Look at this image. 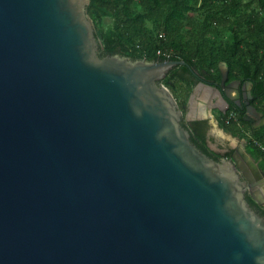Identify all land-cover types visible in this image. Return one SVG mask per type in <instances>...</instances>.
Instances as JSON below:
<instances>
[{
	"label": "water",
	"instance_id": "obj_1",
	"mask_svg": "<svg viewBox=\"0 0 264 264\" xmlns=\"http://www.w3.org/2000/svg\"><path fill=\"white\" fill-rule=\"evenodd\" d=\"M89 3L0 0V264H264L259 165L193 142L162 82L183 61L101 55ZM227 78L188 119L240 98Z\"/></svg>",
	"mask_w": 264,
	"mask_h": 264
},
{
	"label": "trees",
	"instance_id": "obj_2",
	"mask_svg": "<svg viewBox=\"0 0 264 264\" xmlns=\"http://www.w3.org/2000/svg\"><path fill=\"white\" fill-rule=\"evenodd\" d=\"M88 14L101 55L183 61L162 80L178 103V93L187 98L200 81L220 83L226 65L227 83L250 82L251 104L264 116V0H90ZM217 118L225 131L245 138L247 152L264 171V124L252 127L244 110L233 106ZM183 123L205 153L217 160L231 156L232 150L211 149L193 123Z\"/></svg>",
	"mask_w": 264,
	"mask_h": 264
},
{
	"label": "rangeland",
	"instance_id": "obj_3",
	"mask_svg": "<svg viewBox=\"0 0 264 264\" xmlns=\"http://www.w3.org/2000/svg\"><path fill=\"white\" fill-rule=\"evenodd\" d=\"M194 87H195V85H193V87L189 89V93H188V97L187 98H186V95L183 94L182 91H181V94L178 93V95H177V98L179 100V104H181V103L183 104L181 106V108L183 109V111L185 113L184 118H185V122H187V123H191L193 121V119H194V118L193 119H188V116H187L189 110L191 108L192 109L194 108L192 106V103H191V100H190L191 95L193 94V88ZM183 88L185 89L186 87L183 86ZM202 93L206 96V91H203L199 95L196 96V100H197V104H195V109L197 111L196 114H199L200 107H201L200 104H204V106L207 107L209 105V103H210L209 101L204 100ZM213 100H215V99L213 98ZM208 111H209V108H208ZM213 113H214V118L213 119H205V120H207L209 122L210 130L213 132V135L215 137V140L210 143L212 145V147L218 153H221V154L222 153L226 154V151L232 150V149H236L238 147H242L247 152L246 147H245V138H242L240 136H234L231 133L225 131L219 125V122H218L217 116L219 115V111L217 109H215L213 111ZM195 119H198V118H195ZM198 120H201V119H198ZM221 159H228V158H226L225 156H222ZM252 159L256 162L257 165H259V163L254 158H252ZM261 172H262V175L264 177V171L262 169H261Z\"/></svg>",
	"mask_w": 264,
	"mask_h": 264
},
{
	"label": "flooded vegetation",
	"instance_id": "obj_4",
	"mask_svg": "<svg viewBox=\"0 0 264 264\" xmlns=\"http://www.w3.org/2000/svg\"><path fill=\"white\" fill-rule=\"evenodd\" d=\"M234 81H237V80H234ZM234 81H231V82H234ZM239 81V80H238ZM226 83H227V81H226ZM230 83V82H229ZM249 82H246V83H241L240 81H239V86L237 87V89L234 87V86H231V88L233 89V91L234 90H239V93H240V98L239 99H234L233 101H230V105H229V107L226 109V111L231 107V106H233V107H238V108H240V110H244V115L247 113V110H246V105H245V102L246 101H249L250 103H251V100H252V98L250 97V94H251V84L249 85L248 84ZM228 84V83H227ZM204 91V89L202 90V92ZM235 93V92H234ZM252 96V95H251ZM217 99H215V101H216ZM193 107H194V105H193ZM257 119H254V121H253V123L252 122H250L251 123V125H252V127H253V124H256L254 127H258L257 126ZM249 122V121H248ZM191 123H193V126L195 127V128H197V130L198 131H200V132H202L203 133V136H204V138H205V140H206V142L209 144V146L211 147V149H213V150H215L213 147H212V145L210 144L212 141H214L215 140V137H214V135H213V132L210 130V127H209V122L207 121V120H203V119H201V120H198V119H193V121L191 122ZM192 125V124H191ZM237 149V148H236ZM236 149H232V154H231V156H229V157H227V158H231V157H233V155H234V153H235V151H236ZM216 151V150H215ZM217 152V151H216ZM229 152V150L228 151H226V153H228ZM223 154V153H222ZM248 193H249V191H248ZM247 193V194H248ZM247 197H249L248 195H247ZM252 198V197H251ZM253 199V198H252ZM255 201V200H254ZM256 202V201H255ZM253 206L255 207V208H257L258 210H260V207H263L262 205H260V204H258L257 202L256 203H254L253 204Z\"/></svg>",
	"mask_w": 264,
	"mask_h": 264
},
{
	"label": "crops",
	"instance_id": "obj_5",
	"mask_svg": "<svg viewBox=\"0 0 264 264\" xmlns=\"http://www.w3.org/2000/svg\"><path fill=\"white\" fill-rule=\"evenodd\" d=\"M205 90V89H204ZM206 95H207V93H206ZM197 104V103H196ZM194 105V108H193V110H195V104H193ZM202 108V107H201ZM200 108V109H201ZM203 108H205V106L203 107ZM207 109H206V111H208V106L206 107ZM215 109H217L218 111H221L220 109H218V107H213L212 109H211V112H212V114H213V116H214V113H213V111L215 110Z\"/></svg>",
	"mask_w": 264,
	"mask_h": 264
},
{
	"label": "bare ground",
	"instance_id": "obj_6",
	"mask_svg": "<svg viewBox=\"0 0 264 264\" xmlns=\"http://www.w3.org/2000/svg\"><path fill=\"white\" fill-rule=\"evenodd\" d=\"M206 93H207L206 96L211 95V94H209V91H208V90H206ZM200 111H201L202 113L207 112V111L205 110V108H203V107L200 109ZM250 175H251V172H250ZM250 177H251V176H250ZM255 181H256V179H255ZM248 186H249V184H248ZM258 187H260V184L258 185Z\"/></svg>",
	"mask_w": 264,
	"mask_h": 264
}]
</instances>
